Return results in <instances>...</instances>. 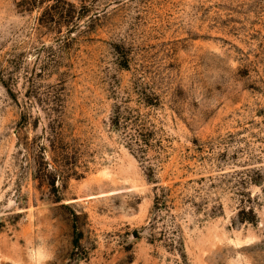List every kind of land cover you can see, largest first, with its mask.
<instances>
[{"label":"rangeland","instance_id":"374dc122","mask_svg":"<svg viewBox=\"0 0 264 264\" xmlns=\"http://www.w3.org/2000/svg\"><path fill=\"white\" fill-rule=\"evenodd\" d=\"M0 264H264V0H0Z\"/></svg>","mask_w":264,"mask_h":264},{"label":"trees","instance_id":"16d2710c","mask_svg":"<svg viewBox=\"0 0 264 264\" xmlns=\"http://www.w3.org/2000/svg\"><path fill=\"white\" fill-rule=\"evenodd\" d=\"M145 102L149 104L151 103L148 98L145 99ZM111 124L114 130L123 133L128 148L140 158V160L144 162L148 161L145 168L149 180L155 184L156 205H166L169 196L168 189L159 184V181L156 179V166L158 164H153L149 158V153L152 150V140L155 134L154 131L146 126V123L139 115H134L133 111L126 115L125 112L122 111V108L115 112ZM45 149L44 145H41L40 149L37 150V157L35 158L36 168L38 175L40 174V179L55 189L57 181L61 180L62 177H65L63 176L65 170L61 167L59 168L49 164L45 159Z\"/></svg>","mask_w":264,"mask_h":264}]
</instances>
